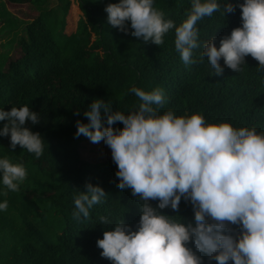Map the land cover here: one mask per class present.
<instances>
[{
  "label": "trees",
  "instance_id": "1",
  "mask_svg": "<svg viewBox=\"0 0 264 264\" xmlns=\"http://www.w3.org/2000/svg\"><path fill=\"white\" fill-rule=\"evenodd\" d=\"M3 1L7 6L25 4L35 15L25 19L16 37L18 53L6 55L0 67V109L28 106L38 113L40 123L28 121L24 127L41 134L45 149L36 158L19 145L12 150L10 135L0 136V158L22 163L27 170L20 191L6 196L0 172V203L8 202L7 211H0V264H112L101 257L97 240L121 219L137 230L142 202L131 189L117 187L118 168L111 149L103 141L94 144L75 135L78 120L90 122L84 112L94 99L102 98L113 105V111L127 114L140 103L130 88L160 87L167 98L161 114L168 110L178 116L202 113L208 123L229 122L264 132V71L257 70L259 62L251 56L239 72L224 66L221 59L224 71L217 76L207 58L200 60L202 48L194 51L197 63L182 62L175 50V29L159 46L132 36L130 21L127 33L113 28L105 8L119 0ZM218 2L239 5L244 0ZM191 6L192 0H154V7L177 26ZM197 27L201 42L215 35L219 47L221 38L242 27L241 9L237 6L226 15L216 12ZM101 118L107 127L103 110ZM5 123L0 121V129ZM112 127L124 125L116 122ZM89 182L108 195L104 203L93 206L90 218L77 220L74 198L86 191ZM149 203L157 207L159 201ZM159 211L195 224L193 206L184 198L178 212ZM100 216L112 223L100 224ZM47 217L52 227L45 232L40 224L45 225ZM189 247L195 251L194 244ZM197 255L203 264H217L204 253Z\"/></svg>",
  "mask_w": 264,
  "mask_h": 264
},
{
  "label": "clouds",
  "instance_id": "2",
  "mask_svg": "<svg viewBox=\"0 0 264 264\" xmlns=\"http://www.w3.org/2000/svg\"><path fill=\"white\" fill-rule=\"evenodd\" d=\"M237 6L242 27L221 38L219 47L215 35L201 42L198 22L216 12L232 13ZM105 11L113 28L127 33L130 21L132 36L159 46L175 29V50L185 65L197 63L194 51L202 48L200 60L207 58L213 75H223L221 59L224 66L239 72L248 56L259 62L257 70L264 71V0H244L239 5L192 0L179 26L165 19L154 0H119L109 3ZM129 91L140 101L129 113L113 111L110 102L97 98L84 112L90 122H76V137L83 135L94 144L103 141L111 149L118 168L117 187L131 189L142 202L137 230L121 219L97 240L101 257L112 264H203L197 253H204L217 264H264V132L229 122L208 123L202 113L178 116L168 110L161 114L167 98L160 87L146 91L134 86ZM102 110L107 127L102 124ZM5 120L0 136L10 135L12 150L19 145L36 158L44 154L41 134L24 127L28 121L39 124L38 113L28 106L0 109V121ZM116 122L124 127H112ZM0 172L5 196L19 192L27 178L24 165L7 157L0 158ZM107 195L99 185L87 183L86 191L74 198V218H90V210L104 203ZM182 198L192 204L195 224L159 211L178 212ZM153 200L159 201L157 207L149 203ZM7 209L5 200L0 211ZM99 221L112 223L107 216Z\"/></svg>",
  "mask_w": 264,
  "mask_h": 264
},
{
  "label": "rangeland",
  "instance_id": "3",
  "mask_svg": "<svg viewBox=\"0 0 264 264\" xmlns=\"http://www.w3.org/2000/svg\"><path fill=\"white\" fill-rule=\"evenodd\" d=\"M55 4L54 0L51 1ZM32 8V7H31ZM35 12L23 5H6V2L0 0V67L4 64L6 55L17 54L16 37L22 33L25 19L32 17ZM45 232L52 227L50 217H47L45 225L40 224Z\"/></svg>",
  "mask_w": 264,
  "mask_h": 264
}]
</instances>
